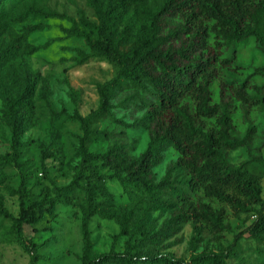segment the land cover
Returning <instances> with one entry per match:
<instances>
[{
	"label": "trees",
	"instance_id": "obj_1",
	"mask_svg": "<svg viewBox=\"0 0 264 264\" xmlns=\"http://www.w3.org/2000/svg\"><path fill=\"white\" fill-rule=\"evenodd\" d=\"M95 21L84 11L78 18L57 12L31 0H0V65L33 56L40 47L30 41L42 24H26L30 16L68 19L69 36L77 37L89 49L77 47L74 61L84 65L104 61L113 77L97 85L99 106L83 116L81 162L72 182L66 186H46L42 198L25 202V182L18 190L20 212L16 217L0 196V217L14 224L16 240L28 251L39 244L28 240L25 224H36L53 207L81 205L83 238L82 264H139L138 253L147 243H158L163 232L150 236L133 220L134 209L117 206L107 179L119 182L125 193L138 200L144 212L150 203L163 202L168 195L170 218L166 229L178 233L191 224L190 260L165 256L154 264H230L243 233L225 246L223 238L232 231L227 220L229 207L240 218L255 215L246 233L263 245L255 264H264V139L259 143L260 114L264 112V65L237 64V46L250 38L264 53V0H86ZM16 24H22L16 30ZM243 74L228 78L226 73ZM4 77H2L3 80ZM255 79H262L259 85ZM121 92L122 106L137 100L150 119L149 143L133 155L121 139L104 152L91 151L89 144L103 138L98 123L118 121L114 101ZM13 142L17 144L24 122L34 125L35 104L25 93L12 96L3 109ZM246 149L248 157L233 163L231 154ZM176 155L175 167L183 172L181 186L170 176L156 180L155 168L165 152ZM112 172L108 177L99 168ZM220 205V206H218ZM95 217L115 220L127 237L125 250L93 254L91 222ZM210 235L217 248L200 245ZM156 241V242H155ZM34 261L39 260L34 255Z\"/></svg>",
	"mask_w": 264,
	"mask_h": 264
},
{
	"label": "rangeland",
	"instance_id": "obj_2",
	"mask_svg": "<svg viewBox=\"0 0 264 264\" xmlns=\"http://www.w3.org/2000/svg\"><path fill=\"white\" fill-rule=\"evenodd\" d=\"M41 6L48 5L57 12L78 18L82 10L86 16L95 21L94 10L86 0H31ZM26 24H42L43 30H36L30 41L40 47L31 57L20 61L0 65V196L5 206L16 217L20 212L18 190L25 182L24 194L27 205L40 200L46 186L69 185L75 174V167L81 162L80 138L83 136L81 123L76 113L85 116L99 106L100 98L97 85L110 80L114 70L104 61L92 60L78 65L74 61L75 48L87 51L83 41L69 36L67 29L72 26L68 19L30 16ZM16 30L22 24H16ZM237 64L245 67L263 66L264 53L260 52L255 39L250 38L237 46ZM226 73V77L242 78L243 74ZM2 77L3 80H2ZM259 85L262 79H255ZM25 93L27 99L35 104L34 125L24 122L23 133L17 144L8 122L4 119L3 109L12 96ZM126 96L121 92L114 101L118 121L109 119L99 121L98 127L103 138L89 144L91 151L104 152L116 140H123L133 155L142 153L149 143L147 126L150 119L146 109L138 106L137 100L122 106L120 99ZM264 96V92L262 93ZM259 143L264 139V112L260 114ZM264 155V148L262 151ZM232 162L239 163L247 159L246 149L231 154ZM176 155L165 152L163 162L155 168L156 180L166 176L181 186L183 172L175 167ZM99 170L108 177L112 174L105 168ZM115 195L117 206L134 209L133 220L139 229L150 236L163 232V239L158 243H147L146 248L138 253L139 264H154L165 256L190 260L189 242L194 235L191 224H184L178 233L166 229L171 212L168 195H163V202H152L145 212L137 208L138 200L125 193L121 184L114 179H107ZM263 197H264V179ZM67 206L61 203L53 207V213H45L44 218L36 224H25L23 231L28 240L39 244L37 251L28 252L17 240L14 224L10 219L0 217V264H82L83 238L81 233V205ZM220 206V205H218ZM227 220L232 231L223 238L225 246L232 243L236 234L243 233L236 253L229 260L230 264H255L259 249L263 245L250 237L246 230L255 219V215L236 217L229 207ZM93 254L103 256L112 249L116 252L125 250L127 237L121 235L120 225L115 220L95 217L91 222ZM156 242V241H155ZM205 247L216 249L217 243L207 235L200 245L199 252ZM34 255L39 260L34 261Z\"/></svg>",
	"mask_w": 264,
	"mask_h": 264
}]
</instances>
